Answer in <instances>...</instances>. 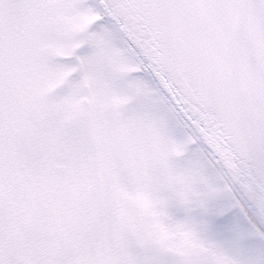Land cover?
Masks as SVG:
<instances>
[{
    "label": "snow or ice",
    "instance_id": "1",
    "mask_svg": "<svg viewBox=\"0 0 264 264\" xmlns=\"http://www.w3.org/2000/svg\"><path fill=\"white\" fill-rule=\"evenodd\" d=\"M0 264H264V0H0Z\"/></svg>",
    "mask_w": 264,
    "mask_h": 264
}]
</instances>
